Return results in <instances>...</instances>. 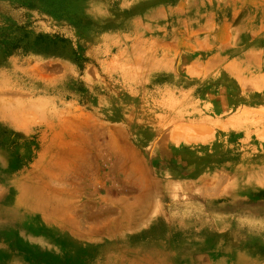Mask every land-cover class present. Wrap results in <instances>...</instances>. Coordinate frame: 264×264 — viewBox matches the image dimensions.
<instances>
[{
    "label": "rangeland",
    "instance_id": "obj_1",
    "mask_svg": "<svg viewBox=\"0 0 264 264\" xmlns=\"http://www.w3.org/2000/svg\"><path fill=\"white\" fill-rule=\"evenodd\" d=\"M0 264H264V0H0Z\"/></svg>",
    "mask_w": 264,
    "mask_h": 264
},
{
    "label": "bare ground",
    "instance_id": "obj_2",
    "mask_svg": "<svg viewBox=\"0 0 264 264\" xmlns=\"http://www.w3.org/2000/svg\"><path fill=\"white\" fill-rule=\"evenodd\" d=\"M128 216H132L131 218L133 219L134 223H137L141 218L140 210H134L132 215L129 214Z\"/></svg>",
    "mask_w": 264,
    "mask_h": 264
}]
</instances>
